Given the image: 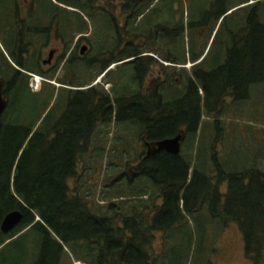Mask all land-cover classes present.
Masks as SVG:
<instances>
[{
  "label": "trees",
  "instance_id": "obj_1",
  "mask_svg": "<svg viewBox=\"0 0 264 264\" xmlns=\"http://www.w3.org/2000/svg\"><path fill=\"white\" fill-rule=\"evenodd\" d=\"M54 1L71 4L76 12H66L53 0H33L27 17L21 18L18 0H0V82L8 99L0 118V224L12 211L22 214L11 232L0 230V264H62L64 244L72 246L74 259L83 264H166L174 250L167 240L172 230L185 233L184 245L191 242L184 229L187 218L200 223L199 230L195 226L199 264L215 254V235L227 224L240 234L245 260L264 264V135L241 140L246 149L240 158L223 163L224 147L214 149L221 140L218 122L206 127L201 121L220 113L227 98L238 109L252 94L255 98L254 92H264V0H210L196 34L222 18L225 35L219 52L202 60L203 53L174 51L185 33L179 0L165 5L174 12L171 19L158 16L155 3L160 0H96V6L94 0ZM251 1L255 3L238 8ZM156 10L154 21L146 23L147 14ZM83 13L100 25L95 39L86 36ZM73 35L80 38L64 62V74L56 76L58 65L42 69V48L52 39L66 56ZM81 40L88 46L84 55L78 52ZM152 52L169 66L143 56ZM114 64L131 68L129 81L118 67L111 72ZM155 64L160 69L152 80ZM175 68L183 76L172 72ZM29 73L41 78L35 93ZM100 76L112 83L111 95L96 85L82 89ZM35 103L37 112L26 119ZM109 124L119 129L118 146H125L130 129L144 150V142L184 133L178 155L143 153L131 176L106 175L109 185L118 182L115 187L126 194L142 187L127 196L150 197L127 209L122 202L91 206L70 187L79 161L91 150L102 154L103 146L93 144V138L98 126L107 131ZM224 139L222 146L230 142ZM157 233L160 245H155ZM209 240L214 241L211 247ZM178 258L170 259L172 264Z\"/></svg>",
  "mask_w": 264,
  "mask_h": 264
},
{
  "label": "rangeland",
  "instance_id": "obj_2",
  "mask_svg": "<svg viewBox=\"0 0 264 264\" xmlns=\"http://www.w3.org/2000/svg\"><path fill=\"white\" fill-rule=\"evenodd\" d=\"M58 1V0H56ZM180 5V15L182 17L184 26H185V33L183 37L178 41L174 43L175 45V52H188V50H192L194 52L203 53V56L200 60L204 59L205 57L209 59L213 54H216L219 52V49L221 48L222 41L224 39L225 35V28L224 23L222 22V18L219 20H211L207 25L203 26V30L199 33V35L196 34V24L198 23V20H201L199 17L201 15V12L203 9L210 4V0H179ZM53 2H55L53 0ZM61 3H57L59 7L65 9L68 13L76 12V9L72 7L71 4H67L63 1H58ZM174 3V0H160L159 3H155L158 7V16L162 19H171L173 18L171 11H167L166 4L169 5V3ZM67 5L68 7L64 6ZM98 2L94 0V6H96ZM177 5V4H176ZM175 7L177 8V6ZM100 7V4H99ZM67 15V14H66ZM146 23H151L154 21V19L157 17V10L155 12H150L147 14ZM84 20H86L88 31L86 36L90 37L92 39H95L97 34L101 32L100 25L96 21H92L90 19H87L85 16V13L82 14ZM83 36V35H82ZM85 36V35H84ZM85 36V37H86ZM78 38H80L79 35H73L72 42L70 44V49L66 56H63V49L62 45L58 42H55L51 39V42L45 47L42 48L41 54L39 56L40 62L42 60L47 59L48 52L51 49H59L56 52V56L53 58L52 63L50 65H40L42 69H46L47 67H57L56 70V76H61L64 74V66L65 61L68 59L70 52H72L76 45L78 44ZM82 46L86 47V51L88 50V46L84 41H80L79 43V49L78 52H80V48ZM191 47V48H190ZM91 49V48H90ZM83 54V55H84ZM80 55V54H79ZM143 56H150L152 59H154L158 63H163L166 66H169L164 63V61L157 60V55L155 53H144ZM132 59L126 60L130 61ZM125 62V61H124ZM189 62V61H188ZM186 64V71L189 73L191 70L190 65H192L191 61ZM199 62V61H198ZM197 62V63H198ZM59 63V64H58ZM120 64V63H118ZM117 64H114L110 67L111 72L115 68L119 72H123L126 80L129 81V75H130V69L126 66H117ZM121 67V68H119ZM159 66L155 64L152 67L153 75H151V79L153 80L157 72L159 70ZM175 74H178L179 72L177 68H175ZM171 72V71H169ZM32 74V73H31ZM183 76V74L180 72ZM30 75V73H29ZM35 75V74H34ZM39 77V76H38ZM78 78H83V76H77ZM31 79V78H30ZM30 82V81H29ZM50 84L55 86V88L60 87L57 82L49 81ZM182 82H178V86L180 89H182ZM96 87H102L107 93L110 95L112 94V83L106 82L104 78H97L91 85L84 87L89 88L90 86ZM30 86V85H29ZM36 87L33 86L32 91L35 93L38 90H34ZM41 88V87H40ZM76 90V89H75ZM255 98L253 97L249 99L246 103H243L238 109H236V105H233V103L230 101V99L227 98V102L225 107L221 110L220 113L214 114L213 116L206 117L204 115L202 117V126H212L214 125L215 121L218 122V126L221 129V134L218 136V138H221L220 142H217L215 144V150H220L223 148V151L221 152L224 157L223 163H228L229 160H234L237 158H240V156L243 153L244 145L242 144L240 146L241 140L247 141L252 139H263L264 135V92H254ZM259 99V101H258ZM39 104L35 103V106H31L28 108V115H25V118L32 117L38 110ZM248 122V124H247ZM248 125H251L250 127ZM108 130L106 131V128H103L102 126L97 127V132L95 136H98L97 138H93V144L96 146H103V151L100 156H95L96 154L93 153L91 150L90 154L84 158H82L79 161L78 164V173L75 180H72L70 182V187L72 190L79 191L81 194L87 197L88 203L91 204V206L94 207H104L108 203H116L119 204L120 202L123 203L124 206L129 208L130 206L137 205L138 201H146L150 197L143 196L142 198H136L135 196H127L128 194H135L137 195L136 191L142 189L140 185H137L134 187V190L126 194V192L122 190V188H119V186L115 187L118 182H115L116 185H109V181L107 180V176H113L118 175L120 172L122 174H125L126 176H131L134 172L133 168L138 164V161L136 160L141 154L144 153V146L143 143L140 141H137L135 137L130 136V129L127 130V136H125V146H118L121 145V141L116 139V137L119 135V129L115 127L113 124H109ZM250 131V133L246 132L245 130ZM224 134V135H223ZM207 136L209 137L208 133ZM226 139H230V142H226V146H222V143L225 141L224 137ZM237 136V137H236ZM233 140V138H235ZM252 137V139H250ZM184 138V137H183ZM116 142L118 143L116 145ZM198 143V142H197ZM197 143L195 150H193L196 153L197 151ZM230 143V145H229ZM233 144V145H232ZM184 146L182 144V149L184 150ZM138 148V149H136ZM126 149L128 150L126 153ZM246 149V148H245ZM139 152V155L135 153V151ZM245 151V150H244ZM213 153V152H212ZM212 153H210L212 155ZM93 155V157H92ZM129 155V156H128ZM210 155V156H211ZM245 155V154H244ZM194 156V155H193ZM130 160V162L127 159ZM97 158V159H96ZM231 158V159H230ZM96 159V160H95ZM131 159L135 160L132 161ZM98 165L100 168H98ZM117 165V168L113 169V167ZM94 168L92 169V167ZM107 175V176H106ZM122 179L120 180V182ZM120 186H123V188L126 189V186L122 183L118 184ZM161 200L157 199L156 203H160ZM120 205V204H119ZM140 205V204H139ZM126 211V210H123ZM199 230L200 223H194V220L192 218H187V221L184 222V229L186 230V233L191 237V242L189 246L184 245L185 243V233L182 230H172L171 236L167 237L169 245H173L174 250L169 251V263L166 264H172V260L177 259L173 264H199L196 260V252H197V245L199 242L198 236L196 235V229ZM211 226L219 228L220 226H217V224H212ZM216 230H211L210 234H214ZM217 233V232H216ZM215 245L214 249L216 250L215 254H211V257L207 260H205V264H250L248 261L245 260V258L242 255V240L239 233H237V229L234 227L233 224H227L226 228L219 233V235H215ZM206 239L208 238L207 234H205ZM197 239V242H196ZM161 238L159 234L157 233V241L155 242V245H160ZM212 240H209L208 247H211L213 245ZM184 245V246H183ZM64 254H61L60 259L62 260V264H83L82 261H78L74 259L75 252L70 244H64ZM185 247V250H184ZM159 251V248H157V252ZM186 251V252H185ZM204 261V260H203ZM202 261V263H203ZM207 261L209 263H207ZM165 264V262H164Z\"/></svg>",
  "mask_w": 264,
  "mask_h": 264
},
{
  "label": "water",
  "instance_id": "obj_3",
  "mask_svg": "<svg viewBox=\"0 0 264 264\" xmlns=\"http://www.w3.org/2000/svg\"><path fill=\"white\" fill-rule=\"evenodd\" d=\"M86 47L83 46L80 49V55H83ZM103 76V75H102ZM101 78V76H100ZM8 104L7 97L3 94V84L0 82V118L5 111ZM184 133L179 131V133L173 138H167L156 142H145V147L147 148L146 157L153 156L160 152H166L172 155H178L180 151V143L183 140ZM22 220V214L20 211H12L5 215L0 224V230L3 234H8L13 229H15Z\"/></svg>",
  "mask_w": 264,
  "mask_h": 264
},
{
  "label": "flooded vegetation",
  "instance_id": "obj_4",
  "mask_svg": "<svg viewBox=\"0 0 264 264\" xmlns=\"http://www.w3.org/2000/svg\"><path fill=\"white\" fill-rule=\"evenodd\" d=\"M123 1H125L126 3L128 2V0H123ZM134 1H136V2H143L145 0H134ZM32 2H33V0H18V2L16 3V5H18V8H20V12L21 13L19 15H20L21 18H26L27 17V15H28V9H29V7L32 6ZM254 3H255V1H251V2H249L247 4H245V5H241L238 8L244 7V6L249 5V4H254ZM229 13L230 12H228L227 14H229ZM58 50H59L58 48L57 49H51L48 52L47 59L46 60H42V64L45 65V66L46 65H50L52 63L53 58L56 56V52ZM144 145H145V142H144ZM146 152H147V148L145 147L144 153L146 154Z\"/></svg>",
  "mask_w": 264,
  "mask_h": 264
},
{
  "label": "built area",
  "instance_id": "obj_5",
  "mask_svg": "<svg viewBox=\"0 0 264 264\" xmlns=\"http://www.w3.org/2000/svg\"><path fill=\"white\" fill-rule=\"evenodd\" d=\"M30 76H31L30 86L32 88L33 86H35L36 88L34 90H38L40 86L41 78L36 75H32V74H30Z\"/></svg>",
  "mask_w": 264,
  "mask_h": 264
}]
</instances>
